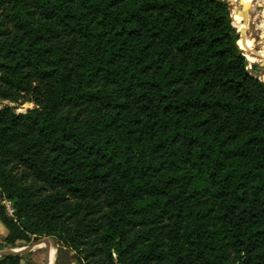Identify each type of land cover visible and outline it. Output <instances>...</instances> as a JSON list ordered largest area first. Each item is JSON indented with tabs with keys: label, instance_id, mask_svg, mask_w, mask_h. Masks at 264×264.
Wrapping results in <instances>:
<instances>
[{
	"label": "trees",
	"instance_id": "trees-1",
	"mask_svg": "<svg viewBox=\"0 0 264 264\" xmlns=\"http://www.w3.org/2000/svg\"><path fill=\"white\" fill-rule=\"evenodd\" d=\"M239 40L228 0H0L5 244L264 264V82Z\"/></svg>",
	"mask_w": 264,
	"mask_h": 264
},
{
	"label": "rangeland",
	"instance_id": "rangeland-1",
	"mask_svg": "<svg viewBox=\"0 0 264 264\" xmlns=\"http://www.w3.org/2000/svg\"><path fill=\"white\" fill-rule=\"evenodd\" d=\"M228 1L231 6L232 20L236 23L237 31L240 33L238 45L246 56L247 70L250 74L264 82V51H262L264 44V0H256L250 4L251 19L249 22L245 19L244 10L241 6L242 3L238 0L237 4L234 5L235 1ZM234 11H236L237 19H235V16L233 15ZM33 107L34 105L25 104L18 109V112H25L27 109H31ZM7 234L8 230L0 221V252L14 249V247L7 246L5 244L4 239ZM48 238L49 237H45L42 241ZM48 243L51 245H48ZM54 243L51 241L41 242L38 246H36L33 252L22 254L25 256L24 261L30 264H45L46 254L49 250H51V260L54 256H56L55 264H78L75 252L64 248L61 250V254H59L58 251L61 247L58 245L56 240ZM28 245L18 244L15 248H21Z\"/></svg>",
	"mask_w": 264,
	"mask_h": 264
},
{
	"label": "water",
	"instance_id": "water-1",
	"mask_svg": "<svg viewBox=\"0 0 264 264\" xmlns=\"http://www.w3.org/2000/svg\"><path fill=\"white\" fill-rule=\"evenodd\" d=\"M241 51H243V50H241ZM43 241H46V242H50L51 241V242L54 243L55 240L53 238H48V239L43 240ZM43 241L41 240V241L35 242V243H33L31 245H28V246H25V247L14 248V249H10V250H7V251L0 252V258L6 257V256H15V255H22V254H25V253H31V252H33L35 250L36 246H38ZM54 245H55V243H54ZM45 264H51V250H49L48 253L46 254Z\"/></svg>",
	"mask_w": 264,
	"mask_h": 264
},
{
	"label": "built area",
	"instance_id": "built-area-1",
	"mask_svg": "<svg viewBox=\"0 0 264 264\" xmlns=\"http://www.w3.org/2000/svg\"><path fill=\"white\" fill-rule=\"evenodd\" d=\"M0 209H3L9 217H15L16 215L14 201L2 190H0Z\"/></svg>",
	"mask_w": 264,
	"mask_h": 264
},
{
	"label": "bare ground",
	"instance_id": "bare-ground-1",
	"mask_svg": "<svg viewBox=\"0 0 264 264\" xmlns=\"http://www.w3.org/2000/svg\"><path fill=\"white\" fill-rule=\"evenodd\" d=\"M232 2H234V5L235 4H237V1L238 0H231ZM242 4H241V6H242V8H243V10H244V14H245V19H246V21L247 22H249L250 21V19H251V13H250V4L251 3H253V1L252 0H239ZM238 6V5H237ZM236 9H238V8H236ZM240 9V8H239ZM254 9V8H253ZM239 11V10H238ZM241 14V13H240ZM233 15L235 16V19H237V16H236V11H234L233 12ZM247 24V23H246ZM233 25L236 27V23L235 22H233ZM45 245H47V244H45ZM48 245H51V244H49L48 243ZM55 261H56V256H54L53 257V259L51 260V264H55Z\"/></svg>",
	"mask_w": 264,
	"mask_h": 264
}]
</instances>
